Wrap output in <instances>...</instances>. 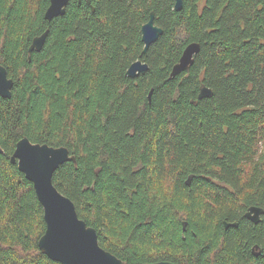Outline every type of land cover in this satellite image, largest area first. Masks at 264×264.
I'll use <instances>...</instances> for the list:
<instances>
[{
    "label": "trees",
    "instance_id": "obj_1",
    "mask_svg": "<svg viewBox=\"0 0 264 264\" xmlns=\"http://www.w3.org/2000/svg\"><path fill=\"white\" fill-rule=\"evenodd\" d=\"M90 1L48 23L49 0H0L13 81L0 97V264H58L38 248L43 210L9 160L22 138L75 158L53 185L124 264H264V214L244 218L264 210V0H182L179 12L172 0ZM150 13L162 35L143 54ZM191 43L193 65L170 80ZM137 60L148 69L128 78Z\"/></svg>",
    "mask_w": 264,
    "mask_h": 264
},
{
    "label": "water",
    "instance_id": "obj_2",
    "mask_svg": "<svg viewBox=\"0 0 264 264\" xmlns=\"http://www.w3.org/2000/svg\"><path fill=\"white\" fill-rule=\"evenodd\" d=\"M70 0H49V6L44 13V19L50 23L54 18L65 14ZM85 1L90 5V0ZM174 10L179 12L183 8L182 0H172ZM94 11L93 8H91ZM48 31L32 40L28 54L40 52ZM162 35L161 28L155 25L154 14L150 13L148 21L141 27V41L143 54ZM200 46L191 43L182 52L176 65L173 66L169 79L172 80L183 72H187L193 65L195 56L199 53ZM30 57H28L29 59ZM148 66L141 60L131 64L126 72L128 78L134 79L144 75ZM13 81L8 77L6 69L0 66V97L10 99ZM152 91L148 94L151 98ZM212 92L202 87L198 99L210 98ZM0 154H4L0 147ZM10 163L17 166L18 171L32 184L34 193L43 210L45 231L38 240V248L47 258L58 264H124L111 253L103 250L98 244L97 233L94 228L78 218L73 202L61 194L53 185L52 178L58 168L67 163H76L74 157L69 156V151L64 147L53 148L46 144H33L27 138L20 139L15 146ZM191 177L186 180L189 186ZM264 210L259 207H250L244 214V218L253 224L260 222ZM186 223H182L185 231ZM237 227L236 224L224 222V229ZM259 254H254L257 257ZM155 264H171L159 262Z\"/></svg>",
    "mask_w": 264,
    "mask_h": 264
},
{
    "label": "bare ground",
    "instance_id": "obj_3",
    "mask_svg": "<svg viewBox=\"0 0 264 264\" xmlns=\"http://www.w3.org/2000/svg\"><path fill=\"white\" fill-rule=\"evenodd\" d=\"M34 144V143H33ZM43 253V252H42ZM44 254V253H43ZM45 255V254H44ZM47 257V256H46Z\"/></svg>",
    "mask_w": 264,
    "mask_h": 264
}]
</instances>
